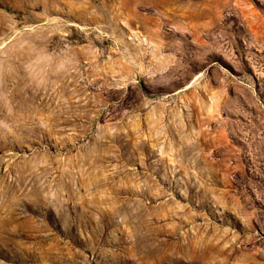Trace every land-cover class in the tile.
<instances>
[{
    "label": "rangeland",
    "instance_id": "1",
    "mask_svg": "<svg viewBox=\"0 0 264 264\" xmlns=\"http://www.w3.org/2000/svg\"><path fill=\"white\" fill-rule=\"evenodd\" d=\"M0 264H264V0H0Z\"/></svg>",
    "mask_w": 264,
    "mask_h": 264
}]
</instances>
